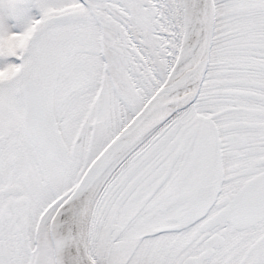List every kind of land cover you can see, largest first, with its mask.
Listing matches in <instances>:
<instances>
[{
	"label": "snow or ice",
	"instance_id": "obj_1",
	"mask_svg": "<svg viewBox=\"0 0 264 264\" xmlns=\"http://www.w3.org/2000/svg\"><path fill=\"white\" fill-rule=\"evenodd\" d=\"M0 264H264V0H0Z\"/></svg>",
	"mask_w": 264,
	"mask_h": 264
}]
</instances>
